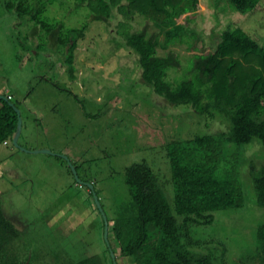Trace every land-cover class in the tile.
I'll return each instance as SVG.
<instances>
[{"label": "rangeland", "instance_id": "rangeland-1", "mask_svg": "<svg viewBox=\"0 0 264 264\" xmlns=\"http://www.w3.org/2000/svg\"><path fill=\"white\" fill-rule=\"evenodd\" d=\"M10 1L0 0V97L14 96L23 121L19 142L28 152L0 146V204L23 234L21 242L35 253L33 264H62L91 255L110 260L105 222L91 190L78 183L66 159L36 156L31 153L38 149L27 148L44 146L68 157L79 180L93 184L111 230L114 219L137 213L126 183L128 166L147 162L174 210L168 147L197 135L227 132L228 123L205 119L188 105L173 106L145 83L138 56L118 32L122 16L116 11L106 22L95 20L86 5L64 0L47 6L36 0L33 8L44 6L42 16L64 32L88 26L75 53L73 75L66 51L34 22L8 9ZM130 23L135 31L146 24L140 16ZM178 23L193 34L186 40L195 38L197 52L213 51L221 34L237 27L264 47V0L248 14L236 12L230 1L199 0L197 12L183 15ZM184 47H176L181 67L168 70L167 80L174 86L188 77L192 64L194 52ZM224 158L238 163L244 205L213 212L211 223L192 225L191 237L200 244L188 248L212 255L216 264H221L223 249L225 264H254L259 261L257 231L264 224V208L257 203L249 168L251 162L264 164V145L259 139L228 144ZM111 245L119 264H130L115 240Z\"/></svg>", "mask_w": 264, "mask_h": 264}, {"label": "trees", "instance_id": "trees-1", "mask_svg": "<svg viewBox=\"0 0 264 264\" xmlns=\"http://www.w3.org/2000/svg\"><path fill=\"white\" fill-rule=\"evenodd\" d=\"M42 1L40 3L47 6L64 2ZM68 1L88 6L95 20L109 22L117 16L116 11L122 16L118 32L126 46L138 56L143 81L169 104L188 105L203 118H221L229 127L227 132L197 135L168 147L175 193L174 210L158 176L147 162L128 166L126 183L137 213L113 220L109 231L110 245L115 240L120 256L127 258L130 264H216L212 255L190 251L188 245L200 244L191 237L190 228L211 223L215 211L244 205L238 163L225 159L224 149L228 144L248 145L255 139L264 145V47L237 27L226 29L213 51L197 52L195 38L186 40L193 34L190 36L178 19L196 13L199 0ZM225 1H230L234 10L242 14L254 11L262 2ZM33 5H37L36 0H12L6 4L20 17L34 22L47 33V38H53L66 51L65 63L74 75L75 53L79 41L85 39L88 26L64 32L56 23H49L48 17L42 16L46 11L43 5L42 8H33ZM137 16L146 22L143 30L135 31L130 23ZM176 47L194 53L190 57L192 64L188 77L174 86L167 76L169 69L181 67L182 55ZM160 50L166 53L161 54ZM16 107L13 98L7 102L0 100V146L5 142L13 145L18 124ZM220 168L225 170L224 175H219ZM249 171L257 192V203L264 208V164L259 167L251 162ZM174 213L183 218L182 223ZM22 235L0 204V264H33L35 253L27 243L21 242ZM257 238L260 253L259 261L254 264H264V224L258 229ZM108 252L111 253L109 247ZM225 256L226 250L223 249L221 264H225ZM118 258L116 256L119 264ZM62 264L114 263L113 259L91 255L79 260H65Z\"/></svg>", "mask_w": 264, "mask_h": 264}, {"label": "water", "instance_id": "water-1", "mask_svg": "<svg viewBox=\"0 0 264 264\" xmlns=\"http://www.w3.org/2000/svg\"><path fill=\"white\" fill-rule=\"evenodd\" d=\"M0 100H4V101L7 102L8 101V98H6L4 96H1L0 97ZM10 105L14 106V104H11V103H10ZM15 110H16L17 115H18V124H17L16 132H15V134L13 136V139H12V144H13V146L15 148L20 149V150L25 151V152H28L19 143V139H20V136H21V133H22L23 121H22V117H21V113H20L19 109L16 107ZM35 152L52 154V155L59 156V157H62L64 159H66L68 161L69 166L71 167L74 175L76 176V180L78 181V183L81 184V185L87 186L93 192V197H94L95 204H96L97 208L99 209L100 213L102 214L103 219H104V222H105V238H106V243H107L108 247L110 248V252H111L112 259H113V263L114 264H118L117 263V259H116V254L113 251V249H112V247L110 245V242H109V230H110L109 220H108L107 215L104 212L103 206L101 205L99 196L94 191L93 184L92 183H85V182H82L81 180H79V177L77 176V170H76L75 166L73 165V163L69 161V158L68 157H66L64 155L52 153V151L49 150V149H40V150L35 151Z\"/></svg>", "mask_w": 264, "mask_h": 264}, {"label": "crops", "instance_id": "crops-1", "mask_svg": "<svg viewBox=\"0 0 264 264\" xmlns=\"http://www.w3.org/2000/svg\"><path fill=\"white\" fill-rule=\"evenodd\" d=\"M12 96V98H14V96L11 94V93H8V95L7 96ZM21 137V136H20ZM19 141H20V139H19ZM20 143V142H19ZM1 146H3V147H6V148H8V147H10L11 145L10 144H3V145H1ZM21 146H23V147H25L24 145H21ZM26 148V147H25ZM40 148H45V149H47V147H44V146H39V147H36V148H27L28 150H31V151H33V150H40ZM17 149V148H16ZM37 150V151H38ZM25 152V151H24ZM55 152H59V153H62V154H66V152H64V150H58V151H55ZM31 154H34V155H39V154H42L41 152H34V153H31ZM44 154H47V153H44ZM7 169H8V167H6ZM10 170V169H9ZM11 171V174H12V171H14V170H10ZM7 172H8V170H7Z\"/></svg>", "mask_w": 264, "mask_h": 264}, {"label": "built area", "instance_id": "built-area-1", "mask_svg": "<svg viewBox=\"0 0 264 264\" xmlns=\"http://www.w3.org/2000/svg\"><path fill=\"white\" fill-rule=\"evenodd\" d=\"M8 99H12V96H10V95H9V96H8ZM5 144H8V143H7V142H5Z\"/></svg>", "mask_w": 264, "mask_h": 264}]
</instances>
